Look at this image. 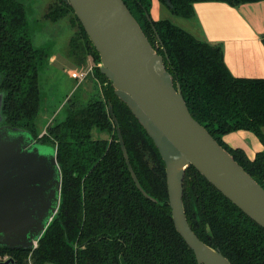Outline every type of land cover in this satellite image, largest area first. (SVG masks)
Listing matches in <instances>:
<instances>
[{"label":"trees","instance_id":"16d2710c","mask_svg":"<svg viewBox=\"0 0 264 264\" xmlns=\"http://www.w3.org/2000/svg\"><path fill=\"white\" fill-rule=\"evenodd\" d=\"M157 1L172 16L188 19L197 2L237 6L258 0ZM123 2L153 49L162 55L173 86H180L191 116L264 189V79L233 77L219 45L195 38L169 19H151L152 0ZM69 13L74 33L67 58L80 69L85 68L87 57L91 58V75L99 84V95L82 104L67 99L62 119L48 124L38 137V65L48 56L45 49L32 43L22 1L0 0L3 122L56 146L62 174L59 211L36 247H0V255H7L11 264H197L192 250L174 228L159 152L100 73L99 55L73 10L61 0H53L44 17L55 22ZM109 106L140 185L161 204L145 198L136 188ZM236 131L251 132L262 149L250 158L242 148L228 145L224 136ZM101 133L108 137H95ZM182 204L196 236L218 249L231 264H264V229L192 166L184 173Z\"/></svg>","mask_w":264,"mask_h":264},{"label":"water","instance_id":"95a60500","mask_svg":"<svg viewBox=\"0 0 264 264\" xmlns=\"http://www.w3.org/2000/svg\"><path fill=\"white\" fill-rule=\"evenodd\" d=\"M61 1L71 7L97 51L100 73L158 150L174 228L192 250L196 263L231 264L218 249L202 242L187 222L182 204L185 170L194 167L263 229L264 189L191 116L180 86H173L162 55L153 49L123 0ZM145 16L150 21L148 13ZM2 101L0 93V247L32 249L57 216L62 174L56 146L42 143L26 129L1 124ZM108 110L136 188L159 204L140 185L111 106ZM11 263L8 259L1 264Z\"/></svg>","mask_w":264,"mask_h":264},{"label":"crops","instance_id":"0c3cea01","mask_svg":"<svg viewBox=\"0 0 264 264\" xmlns=\"http://www.w3.org/2000/svg\"><path fill=\"white\" fill-rule=\"evenodd\" d=\"M165 10L167 9L157 0H152L151 19H169L164 16ZM172 21L195 38L219 45L222 48L224 64L233 77L264 79V0L245 2L237 6L217 1L197 2L193 4L191 18L174 16ZM91 62V58L87 59V67L80 70L86 73L85 77L91 73ZM229 134L225 136L230 139V144L224 141L231 147L242 148L248 157L262 149V144L253 134L245 131ZM253 148L256 150L253 151Z\"/></svg>","mask_w":264,"mask_h":264},{"label":"rangeland","instance_id":"374dc122","mask_svg":"<svg viewBox=\"0 0 264 264\" xmlns=\"http://www.w3.org/2000/svg\"><path fill=\"white\" fill-rule=\"evenodd\" d=\"M21 1L25 7L27 31L32 43L36 47L41 46L45 49L48 56L46 59L43 57L38 65L40 104L36 117V129L38 132L44 133L48 124L62 119L65 105L68 103L67 99L70 98L72 101L82 104L91 97H97L99 95V84L90 75L91 73L80 79L78 75L82 69L75 66L67 58L69 39L74 33V27L70 26L69 22L71 14L69 13L65 18L57 19L55 22L50 21L44 17V14L47 13L48 6L53 0ZM169 13L168 10H165L164 16L172 21L174 16ZM172 22L179 26L178 23ZM87 59L90 60V57H87ZM87 63H90V61H87ZM86 67L87 65H85ZM262 131L264 133V127ZM247 133L252 134L251 132ZM95 137L107 138L108 135L101 133L96 134ZM224 140L228 144L231 142L226 136H224ZM255 150L253 148V151ZM249 152L251 153V151ZM252 157L250 155V158Z\"/></svg>","mask_w":264,"mask_h":264},{"label":"built area","instance_id":"2783aa9c","mask_svg":"<svg viewBox=\"0 0 264 264\" xmlns=\"http://www.w3.org/2000/svg\"><path fill=\"white\" fill-rule=\"evenodd\" d=\"M85 75H86L85 72H80L79 75H78V77L81 79V78H84ZM35 247H36V246H34L33 248H35ZM6 260H8L7 255H0V262L3 263V262H5Z\"/></svg>","mask_w":264,"mask_h":264},{"label":"flooded vegetation","instance_id":"af4514ba","mask_svg":"<svg viewBox=\"0 0 264 264\" xmlns=\"http://www.w3.org/2000/svg\"><path fill=\"white\" fill-rule=\"evenodd\" d=\"M0 93H2L3 94V92L0 90ZM4 95V94H3ZM3 102V101H2ZM1 124H4V122H3V118H2V122H1Z\"/></svg>","mask_w":264,"mask_h":264}]
</instances>
